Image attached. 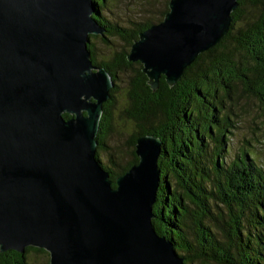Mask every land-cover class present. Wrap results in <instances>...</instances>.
I'll return each mask as SVG.
<instances>
[{
    "label": "water",
    "instance_id": "1",
    "mask_svg": "<svg viewBox=\"0 0 264 264\" xmlns=\"http://www.w3.org/2000/svg\"><path fill=\"white\" fill-rule=\"evenodd\" d=\"M238 0H169L133 41L152 90L173 86L227 34ZM94 0H0V251L48 252V264H184L156 233L162 140L136 138L138 160L115 178L96 157L114 86L93 64L105 27ZM63 114H68L65 118Z\"/></svg>",
    "mask_w": 264,
    "mask_h": 264
},
{
    "label": "trees",
    "instance_id": "2",
    "mask_svg": "<svg viewBox=\"0 0 264 264\" xmlns=\"http://www.w3.org/2000/svg\"><path fill=\"white\" fill-rule=\"evenodd\" d=\"M94 2V17L106 29L103 41L111 35L127 44V49L106 61H96L92 44L88 45L93 64L104 67L114 83L110 99L103 103L97 159L98 152L106 149L115 81L122 73L129 74V108L124 114L136 127L128 139L132 158L127 164L102 165L112 186L137 162L136 138L159 137L163 142L158 157L160 181L151 220L156 233L172 243L184 264H264V169L249 147L238 150L227 163L220 155L226 151L225 133L230 134L233 119L239 116V97L256 99L264 111V0H238L220 42L200 53L173 86L162 75L155 90L142 65L126 59L138 34L153 22L122 27L103 15L105 0ZM168 2L157 22L168 11ZM208 140L214 142L211 151L205 149ZM29 252L47 255L48 264V252L32 246L23 253L0 251V264H30Z\"/></svg>",
    "mask_w": 264,
    "mask_h": 264
},
{
    "label": "rangeland",
    "instance_id": "3",
    "mask_svg": "<svg viewBox=\"0 0 264 264\" xmlns=\"http://www.w3.org/2000/svg\"><path fill=\"white\" fill-rule=\"evenodd\" d=\"M166 0H105L103 15L110 22L122 27H131L138 22L152 21L156 23L160 18ZM105 43L101 36L90 37L96 61H106L114 53L127 49V44L118 36H107ZM129 74L122 73L115 81L113 92L112 118L109 133L105 138L106 149L98 152L102 165H111L114 161L117 166L126 165L132 158L131 147L128 145L129 137L136 131L134 122L126 118L124 111L129 108L127 97ZM241 107V108H240ZM236 110L239 116L234 118V127L230 134L225 133V147L220 155L225 156V162H230L238 150L249 147L257 158V163L264 169V111L260 103L246 95L238 99ZM214 142L208 140L206 151L213 150ZM219 155V156H220ZM209 159V158H208ZM209 164V162H207ZM30 264H45L48 256L43 253H28Z\"/></svg>",
    "mask_w": 264,
    "mask_h": 264
}]
</instances>
